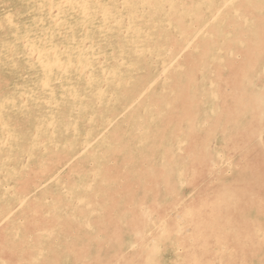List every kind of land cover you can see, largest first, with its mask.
Masks as SVG:
<instances>
[{"label": "bare ground", "instance_id": "6f19581e", "mask_svg": "<svg viewBox=\"0 0 264 264\" xmlns=\"http://www.w3.org/2000/svg\"><path fill=\"white\" fill-rule=\"evenodd\" d=\"M0 264H264V0H0Z\"/></svg>", "mask_w": 264, "mask_h": 264}]
</instances>
